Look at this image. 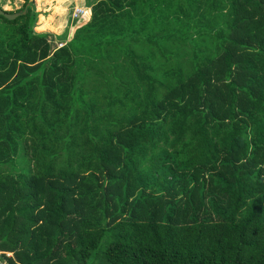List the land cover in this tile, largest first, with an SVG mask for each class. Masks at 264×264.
Listing matches in <instances>:
<instances>
[{
    "label": "trees",
    "instance_id": "16d2710c",
    "mask_svg": "<svg viewBox=\"0 0 264 264\" xmlns=\"http://www.w3.org/2000/svg\"><path fill=\"white\" fill-rule=\"evenodd\" d=\"M22 1L0 16V258L264 264V0H94L68 39Z\"/></svg>",
    "mask_w": 264,
    "mask_h": 264
},
{
    "label": "crops",
    "instance_id": "0c3cea01",
    "mask_svg": "<svg viewBox=\"0 0 264 264\" xmlns=\"http://www.w3.org/2000/svg\"><path fill=\"white\" fill-rule=\"evenodd\" d=\"M94 0H35L34 9L38 12L36 27L37 32H49L59 37L65 34L68 39L70 30L75 23L70 17L73 8L89 9V2ZM22 0H0L1 9L13 10L22 8ZM64 44V42H59Z\"/></svg>",
    "mask_w": 264,
    "mask_h": 264
},
{
    "label": "built area",
    "instance_id": "2783aa9c",
    "mask_svg": "<svg viewBox=\"0 0 264 264\" xmlns=\"http://www.w3.org/2000/svg\"><path fill=\"white\" fill-rule=\"evenodd\" d=\"M88 9H85V8H77V9H74L73 11V15H72V20H78L80 18H83L86 13L88 12L87 11ZM63 44H60L58 43L57 46L61 47Z\"/></svg>",
    "mask_w": 264,
    "mask_h": 264
},
{
    "label": "water",
    "instance_id": "95a60500",
    "mask_svg": "<svg viewBox=\"0 0 264 264\" xmlns=\"http://www.w3.org/2000/svg\"><path fill=\"white\" fill-rule=\"evenodd\" d=\"M31 1H33V0H29V2H31ZM20 14H24V12H23V13H8V12H6V11H4V10H2V9L0 8V16L6 18L7 20H14V19L17 18ZM78 23H79V22H78Z\"/></svg>",
    "mask_w": 264,
    "mask_h": 264
},
{
    "label": "rangeland",
    "instance_id": "374dc122",
    "mask_svg": "<svg viewBox=\"0 0 264 264\" xmlns=\"http://www.w3.org/2000/svg\"><path fill=\"white\" fill-rule=\"evenodd\" d=\"M33 1H34V3H35V0H33ZM0 7H1V5H0ZM19 9H21V7L18 8V9L13 8V10H11V11H10V10H6V12H15V11H17V10H19ZM74 9H75V8L72 9L71 14H70L71 19H73V18H72V15H73V11H74ZM87 11H89V9H88ZM7 255H10V253H7ZM0 264H6V263L4 262V260H2V259L0 258Z\"/></svg>",
    "mask_w": 264,
    "mask_h": 264
}]
</instances>
